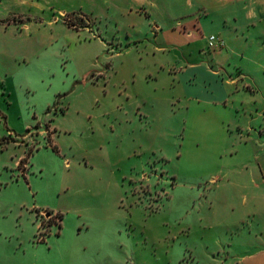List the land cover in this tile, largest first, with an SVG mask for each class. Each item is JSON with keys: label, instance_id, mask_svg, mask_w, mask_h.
Listing matches in <instances>:
<instances>
[{"label": "rangeland", "instance_id": "obj_1", "mask_svg": "<svg viewBox=\"0 0 264 264\" xmlns=\"http://www.w3.org/2000/svg\"><path fill=\"white\" fill-rule=\"evenodd\" d=\"M250 15L243 0H0V255L240 256L242 192L213 179L243 165L247 128L264 129Z\"/></svg>", "mask_w": 264, "mask_h": 264}, {"label": "crops", "instance_id": "obj_2", "mask_svg": "<svg viewBox=\"0 0 264 264\" xmlns=\"http://www.w3.org/2000/svg\"><path fill=\"white\" fill-rule=\"evenodd\" d=\"M244 10H250L252 19L255 15L258 24H262L264 33V0H243ZM158 29V26H153ZM189 36L192 32L188 33ZM208 40V39H207ZM260 66L264 69V65ZM248 135L242 142L243 165L229 168L223 172V177L213 179L217 188L221 185L237 187L242 192V215L237 221L243 232L252 237L246 240V249L235 256L230 264H264V129L250 126ZM222 179V180H221ZM55 222L48 225L55 226ZM41 229V227H39ZM60 235V234H58ZM39 242L45 241L41 237ZM35 244V242H31ZM0 264H39L36 261L24 263L11 260L0 255Z\"/></svg>", "mask_w": 264, "mask_h": 264}, {"label": "built area", "instance_id": "obj_3", "mask_svg": "<svg viewBox=\"0 0 264 264\" xmlns=\"http://www.w3.org/2000/svg\"><path fill=\"white\" fill-rule=\"evenodd\" d=\"M224 45V41L220 38H217L215 35H211L208 37V46L209 47H221Z\"/></svg>", "mask_w": 264, "mask_h": 264}]
</instances>
